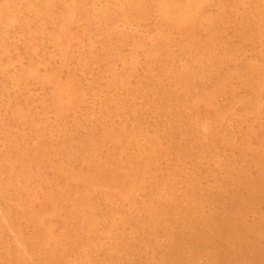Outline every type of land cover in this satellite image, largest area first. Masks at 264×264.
Returning <instances> with one entry per match:
<instances>
[{"label": "bare ground", "instance_id": "6f19581e", "mask_svg": "<svg viewBox=\"0 0 264 264\" xmlns=\"http://www.w3.org/2000/svg\"><path fill=\"white\" fill-rule=\"evenodd\" d=\"M263 113L264 0H0V264H264Z\"/></svg>", "mask_w": 264, "mask_h": 264}, {"label": "rangeland", "instance_id": "374dc122", "mask_svg": "<svg viewBox=\"0 0 264 264\" xmlns=\"http://www.w3.org/2000/svg\"><path fill=\"white\" fill-rule=\"evenodd\" d=\"M127 24H128V23H127ZM150 32H152V31L150 30ZM154 35H155V34H154ZM155 36H156V35H155ZM156 41L159 42V43H161V41H158V40H156ZM150 42H151V41H150ZM154 43H155V42H154ZM154 43L152 42V44H154ZM157 44H158V43H155L156 46H157ZM126 45L128 46V44H126ZM158 45H160V44H158ZM247 48H249L248 50L251 49V48L248 47V46H247ZM126 50H127V49H126ZM245 50L247 51L246 48H245ZM127 51H128V50H127ZM127 53H128V52H127ZM176 54H177V53H176ZM164 56H165V55H164ZM141 57H142V58H141ZM141 57H139V58L142 59V62H143L144 57H143V56H141ZM178 57H179V59H181V60L184 59V58L182 59V57H180V56H178ZM178 57H177V58H178ZM165 58H167V57H165ZM165 58H164V59H165ZM25 59H26V58H25ZM140 59L138 60V61H140V62L138 63L139 65H140V63L143 64V63L141 62ZM155 59H156V58H155ZM155 59H153V60L156 61ZM164 59H163V61H164ZM26 60H27V59H26ZM166 60H167V62H166V61H165V62H166V64H168L170 61L168 60V58H167ZM181 60H180V61H181ZM159 61H160V59H159ZM159 61H157V62L159 63ZM176 61H177V59H176ZM178 61H179V60H178ZM178 61H177V62H178ZM180 61H179V62H180ZM183 61H184V60H183ZM52 62L55 63L54 60H52ZM149 62L152 64V66H151V65L149 66V64H150ZM149 62H148V63H147V62H144V63H147L146 65H148V66L151 67L152 69H153L155 66H157V67H155L156 69H154L153 72H154L155 70H157V69H158V65L161 64V63H160V64H157V62H156V65H154L155 63H154L153 61H152V62L149 61ZM181 62H182V61H181ZM181 62H180V63H181ZM184 62H185V61H184ZM170 63H171V62H170ZM163 64H165V63L163 62ZM153 65H154V67H153ZM161 65H162V64H161ZM169 65H170V64H168V65H164V66L162 65V66L166 69V66H169ZM178 65H179V64H178ZM178 65H177V66H178ZM102 66L105 67L106 69H108V68L110 67V66H109V67H106V65H105V66L102 65ZM102 66H101V67H102ZM137 66H138V65H137ZM137 66H136V67H137ZM142 66H143V65H142ZM142 66L140 65V68H141V69H140L139 67H137L138 69H136V67H135L134 70H129V71H130V72H129L130 74L128 75V78H129L128 80L131 81V82L128 84V86H127L128 88H127V89H128V92L130 91V92L132 93V91H131L130 88H133V86H136L135 92H136V94H138V95L141 96V99H143L142 96H143V93H144V96H143L144 99H143V100L140 101V100H139L140 97L138 96V100L141 102V104L139 103V101H138L137 99H136V102H137V104H139V105H141V106H142V104H144L145 106L147 105L146 107L144 106V108L142 107L143 112H144V113L142 112V115H143V114L146 115V112H148L149 109H151L149 106L154 104L153 102H154L155 99H153L152 102H151V100H150V98H152L153 96H154V98H155V96L157 95V96H156V100L159 99V100H157V101L160 103L161 106H160L159 104H157V103H158L157 101H155V102H156V104H154L155 107L153 108V106H151V107H152V110H153V109H154V110L157 109L156 105H157V106L159 105L160 107H163V106L165 107V106H166V103H164L165 101L163 102V100H164V99L162 98L163 96H162V97H161V96L158 97V96H159L160 94L162 95L163 92L161 93V91H162V90L164 91L165 88H166V89H167V88L169 89V85H165L164 83H166V82L169 81V80H170V81H172V80L170 79V77H171V76H169L170 74H167V72H169L168 69H166L167 72H165L167 75H166L165 73H164L165 75H164L163 73H162L163 75H161V72H162V71H160V70H158V71H160V72H158V71L156 72V73H159V74H160V75L157 74L159 77L162 76V77L164 78L165 76H167V77L169 76V79L166 77L167 80L164 79V80L162 81L161 78H159L158 80H156V79H155L156 76H157L156 73L154 74V73L151 72V73L149 74V72L144 71V70H146V69H145V68H146L145 65L143 66V67H145L144 69H142V68H143ZM148 66H147V67H148ZM101 67H100V70H99V68H98V70H99L100 72H101V70H102ZM159 67H161V66H159ZM167 68H168V67H167ZM178 68H179V67H178ZM106 69H105V70H106ZM110 69H111V67H110ZM110 69H109V70H110ZM135 69L138 70V71H140V72H138V74L140 73L141 75H143V74L145 75V73H142V72H146V74H149V75H146V78L141 77L142 80H141L140 77L138 76V77H139V80H140V81L138 82V81H136V80L138 79V77H137L138 74H137V72H134ZM159 69L162 70L163 68H159ZM165 69H164V70H165ZM103 70H104V69H103ZM105 70H104L103 72H105ZM109 70H108V71H109ZM111 70H112V69H111ZM111 70H110L109 72H107V70H106V72H107L108 74H105V75H101V74H104V73H99V71H97V73H99L102 77H101L100 75L95 76V77H101V78H104V80H105V82H106V81L108 80V78H106V79H107V80H106V79H105V76L108 75V77H110L111 75H109V73L111 72ZM113 70H114V69H113ZM113 70H112V71H113ZM118 70H119V69H118ZM120 70H121V69H120ZM141 70H142V72H141ZM164 70H163V72H164ZM131 71H133V75H134V74L136 75L135 77L133 76V77H134V80H133V77L130 78V77L132 76ZM77 72H78L79 79H80L81 83L83 84V86L86 85V86L84 87V89L86 88V89H85V92H88V93L90 94V97H91V98L89 97V95H88V96L85 95V97H88L87 99H92V96L94 95L96 89L99 88V87H103L102 85H104L103 83H105V82H103L104 80L102 79L103 81L101 80L100 83H99L98 80H100V79L96 78V82H98V83L101 85V86H100L99 84H97V83L94 82V81H93V82H88V81L84 80L83 77L81 76V73H79V71H77ZM94 72L96 73V71H94ZM116 72H118V71H116ZM116 72H115V73L111 72L110 74L113 73L111 77H113L114 74H116ZM151 74H152V75H151ZM141 75H140V76H141ZM153 75H155V77H154ZM103 76H104V77H103ZM129 76H130V77H129ZM148 76H150V77H148ZM151 76H152V77H151ZM90 77H92V76H90ZM93 77H94V76H93ZM136 77H137V78H136ZM153 77H154V78H153ZM113 78H114V77H113ZM135 78H136V80H135ZM151 78L154 79V80H156V81H158V82H155L154 80L151 81ZM157 78H158V77H157ZM163 78H162V79H163ZM131 79H132V80H131ZM172 79H173V77H172ZM94 80H95V78H94ZM165 80H166V82H164ZM173 80H174V79H173ZM211 80H212V79H211ZM134 81H136V83H135ZM159 81H161V83H162V82H163V83L161 84V83H159ZM174 81H175V80H174ZM174 81H173L172 83L175 84ZM204 81H206V79H205ZM204 81L202 80L201 83H203ZM212 81H214V79H213ZM154 82L157 83V84L155 85ZM209 82H210V80H209ZM209 82H208V80H207V82H204V83H209ZM106 83H107V82H106ZM106 83H105V84H106ZM145 83H146L147 85H145ZM167 83H170V82H167ZM172 83H171L172 86H170V87H173L174 84H172ZM152 84H154V86H153ZM159 84H160V85H163V84H164V87H165V86H168V87H165V88L162 89V87H163V86H162V87H161L162 90L159 91V89H158V88H160V87H159ZM198 84H199L198 87L200 88V86H201L202 84H201V85H200V83H198ZM148 85H149V86L151 85V87H153V88H156V87L158 86V87L156 88V91H157V89H158V91H157V92L155 91V92H156V93H155L156 95H152V96L150 95L151 97L149 96V97H150L149 99H147V97H148L147 95L151 94L150 92H152V91L150 90L151 88H148V87H149ZM98 86H99V87H98ZM139 86H140V87L143 86V88H144L145 90H146V88L149 89V91H150L149 93H147V92H148L147 90L145 91L144 89H142L143 91H145V92L147 93V95H146L147 97H145V92H143V91H142V94L138 93V92H139V89H140ZM144 86H145V87H144ZM155 86H156V87H155ZM175 86H176V85H174L173 88L176 89L177 86H176V87H175ZM104 87H106V85H105ZM198 87H196V88H198ZM137 88H138V89H137ZM141 88H142V87H141ZM35 90H39V89H35ZM171 90L173 91V89L170 88V92H171V93H174V91L172 92ZM137 91H138V92H137ZM140 91H141V89H140ZM153 91H154V90H153ZM158 92L160 93L159 95H158ZM179 93H180V91H179ZM136 94H134L135 97H137ZM153 94H154V93H153ZM173 95H174V94H173ZM157 97H158V98H157ZM220 97H221V96H220ZM160 98L162 99V102H163V103L160 102V101H161ZM221 98H222V97H221ZM221 98H220L219 102H224ZM87 99H86L87 103H86V101H83V102L81 103V106L79 105L78 108L82 107V106H83V105H82L83 103H86V104L83 106V107H84L83 109H85V112H87V113H86V116H88V118H90L93 114H92V115H91V113L89 114L88 111H91V112H92V110H93L92 108H96V107H97V104L95 103V104H96V107H95V106H93L94 102H92V103H93V104H92V103H90V101H88ZM145 99H147L148 101L150 100V103H151V104H149V103L147 102V100L145 101ZM143 101H144V103H142ZM146 102H147V103H146ZM88 103H90L91 105L88 104ZM145 103H146V104H145ZM161 103H162V104H161ZM95 104H94V105H95ZM163 104H164V105H163ZM87 105H88V106L90 105V106L88 107ZM85 106L88 108V109H87L88 111L86 110V107H85ZM91 106H93V107L91 108ZM98 106H99V105H98ZM141 106H139L138 111H139V110H142V109H140ZM110 107H112V106H110ZM137 107H138V105H137ZM147 107H148V108H147ZM160 107H159V108H160ZM164 107L161 108V109H164ZM78 108H77V110H78ZM90 108H91L92 110H89ZM97 108H98V107H97ZM97 108H96V109H97ZM105 108L107 109V107H104V109H105ZM146 108H147V109H146ZM96 109H94V110H96ZM104 109H103V112H105ZM145 109L148 110V111H146ZM161 109H159V110H161ZM81 110H82V108H81ZM152 110L149 111V112L151 113ZM164 110H165V109H164ZM164 110H161L162 113L165 115V114L168 112V115L166 114L167 116L165 115V117H164V115L162 114V115H163V118L166 120V122H167V121L169 122L171 119H173L174 114L172 113V111H171V113H170L169 111H165L166 113H164V112H163ZM82 111L84 112V110H82ZM82 111H81V113H82ZM107 111H108V110H107ZM107 111H106V112H107ZM71 112H72V111H71ZM74 112H75V111H74ZM74 112L71 113L72 116H74L75 113H76L75 115L78 116L77 112H75V113H74ZM93 112H94V113H96V112L98 113V112H99V109H98V111L96 110V111H93ZM93 112H92V113H93ZM106 112L104 113L105 116L107 115ZM121 112H122V111H121ZM121 112H120V115H119V114H117V115H116V114H115V115H112V114H110V111H109V112H108V113H109V114H108V117L106 116V119L108 118V120H110V121L108 122V124L110 125L111 117H112V116L118 117V115H119L120 118H121V114L123 113V112H122V113H121ZM127 112H128V113L130 112L129 114H131V111H127ZM127 112L124 111V113H126V114H127ZM140 112H141V111H140ZM140 112H139V113H140ZM153 112H155V111H153ZM153 112H152L151 114H149V115H151V116H149L148 113H147V116L143 115V117H145V118H146V117L148 118V116L151 118V119L149 118V120L147 119L146 122L144 121L145 119H143V117L141 116L142 119H143V121L145 122L144 124H146V126L144 125V128H145V129H148V128L152 129V128H151V126H152L151 123H154L155 121H157L158 118H159V119L161 118V113H160L159 111H157L158 113H160V116L156 114L157 112H155V114H156L155 117H154L155 120L153 121V120H152L153 115H154ZM73 113H74V114H73ZM79 113H80V110H79ZM81 113H80V114H81ZM118 113H119V112H118ZM80 114H79V115H80ZM87 114H89V115H87ZM140 114H141V113H140ZM169 114H171V116H170V120H168V119H169ZM84 115H85V113H84ZM90 115H91V116H90ZM96 115H99V114H96ZM109 115H110V116H109ZM48 116L51 117L52 115H51V116L48 115ZM89 116H90V117H89ZM123 116H126V115L123 114ZM128 116H129V115H127V117H128ZM156 116H158L157 119H156ZM175 116H176V115H175ZM262 116H263L262 118H264V113H263ZM109 117H110V119H109ZM127 117H125V119H126ZM171 117H172V118H171ZM185 117H186V116H185ZM118 118H119V117H118ZM154 118H153V119H154ZM167 118H168V119H167ZM238 118H239V117H238ZM262 118H261V120H262ZM112 119H114V117H112ZM121 119L124 120V117L121 118ZM159 119H158V121L155 122V123H159ZM164 119H163V120H164ZM236 119H237V118H236ZM108 120H107V121H108ZM118 120H119V119H115V120L112 121V123H113L114 121L117 122V123H113V124H115V127L117 126L116 124L119 125L120 122L123 121V120H121V121L119 120L120 122L118 123ZM151 120H152V122H151ZM161 120H162V118H161ZM126 121H127V120H126ZM263 121H264V119L262 120V123H263ZM148 122H150V123H148ZM163 122H164V121H161V122L159 123L160 126H161V124H162ZM168 122H167V123H168ZM112 123H111V124H112ZM124 123H125V122H124ZM155 123H154V124H155ZM167 123H166V124H167ZM89 124L92 125L91 122H89ZM121 124L123 125V123H121ZM148 124H151V125L149 126ZM163 124H164V123H163ZM168 124H169V123H168ZM244 124H245V123H244ZM157 125H158V124H156L155 126H157ZM164 125H165V124H164ZM238 125H239V124H238ZM245 125H247V124H245ZM245 125H244V126H245ZM262 125L264 126V123H263ZM50 126H51V125H50ZM50 126H49V125L45 126V127H49V129H48V128H46V129L44 128V130H45L44 132H46V131L49 132V131H50L49 133H51V134L53 133L54 137L60 139V134H59V133H60V132H59L60 129H59V128H56V129H52V128H51V129H50ZM113 126H114V125H113ZM119 126H120V125H119ZM119 126H117V127H119ZM148 126H149V127H148ZM160 126H159L158 128H160ZM167 126H170V125L161 126V127H162V128H163V127L168 128ZM51 127H52V126H51ZM146 127H148V128H146ZM238 127H239V126H238ZM245 127H246V126H245ZM245 127H244V128H245ZM99 128H101V127H99ZM162 128H160V129H162ZM234 128L236 129L237 126H235ZM241 128H243V127H241ZM241 128H239V130L237 129L236 134H234L235 136L238 134V132L240 133V132L244 129V128H243V129L241 130ZM57 129H58V130H57ZM82 129H83V128H82ZM82 129H81V127H80V130H82ZM235 129H234V130H235ZM231 130H233V129L231 128ZM56 131H57V133H56ZM63 131H64V130H63ZM243 131H244V130H243ZM243 131H242V132H243ZM47 132H46V133H47ZM58 132H59V133H58ZM64 132H65V131H64ZM64 132H63V133H64ZM67 132H68V131H66V133H67ZM61 133H62V132H61ZM63 133H62L61 135H63ZM204 133H205V132H204ZM234 133H235V131H234ZM64 134H65V133H64ZM240 134H241V133H240ZM47 135H48V134H47ZM203 135L206 136L207 134L205 133V134H203ZM31 136H34V135L31 134ZM50 136H51V135H50ZM58 136H59V137H58ZM176 136H177V135H176ZM38 137L40 138V136H36V135H35L34 138L30 137V139L38 143V141L40 140V139H39V140L36 141V139H38ZM237 137H238V139H239V136H237ZM205 138H206V137H205ZM235 139H237V138L235 137ZM238 139H237V140H238ZM205 140H206V139H205ZM38 145H42V142L40 141V144H38ZM29 147H32V145H29ZM220 149H221V147H220ZM221 150H222V149H221ZM225 151H226V152H230V151H227V150H225ZM221 152H222V151H221ZM224 153H225V152H223V154H222V153H221V154H222V155H226V154H224ZM230 153H231V152H230ZM227 154H229V153H227ZM172 156H173V154H171V157H170V154L168 155V157H170L169 159H171V161H172L171 164H170V162H168V163H169L173 168H176L175 166H173V164L175 163V161H173L174 159L172 158ZM168 157H167V158H168ZM169 159H168V161H169ZM187 160H189V159H187ZM173 162H174V163H173ZM212 162H214V161H212ZM188 163H189V162H188ZM188 163H186V164H188ZM215 163H216V162H215ZM215 163H211L207 169H209V168H210V169H211V168H214V166L211 167V165H214ZM175 165H178L177 167H179V164L176 163ZM215 165H216V164H215ZM217 165H219V164H218V160H217ZM186 166H187V165H186ZM190 166H191V164H190ZM190 166L188 165V168H189ZM215 167H216V166H215ZM217 168H218V167H216V169H217ZM213 170H215V168H214ZM213 170H211L210 173H209V170H208V171H207L208 173L206 172L205 174H207L208 177L213 176V175H211V173L214 172ZM221 171L223 172L222 169H221ZM247 171H248V170H247ZM222 172H221V173H222ZM237 172H238V171H237ZM248 172H249V171H248ZM214 173H216V170H215ZM209 174H210V175H209ZM200 175H202V174H200ZM207 175H205V176L203 177L204 180H206L205 177H206ZM213 177H214V176H213ZM214 178H215V177H214ZM201 179H202V178H201ZM201 179H200V181H201ZM208 179H210V181H211V180L213 181V179H211V178H208ZM204 180H202V181L205 182V183H202L203 185L200 184L201 187H199V190H200V188H202V186H204V184H207V183H208V181L206 182V181H204ZM210 181H209V182H210ZM212 181L209 183L210 186L207 184V185H208V189H209L210 187L213 188V186H215V184H217V181H216V180H215L216 182H215L214 185L211 184ZM213 182H214V181H213ZM200 183H201V182H200ZM211 185H213V186H211ZM182 187H183V186H182ZM204 187H206V186H204ZM204 187H203V189H205ZM183 188H184V187H183ZM180 189L183 190V189L181 188V186H180ZM203 189H202V190H203ZM206 189H207V187H206ZM199 190H196V191L198 192L197 194L195 193L197 196H198V194H200V193H202V192L204 191V190H203V191L200 190L201 192L199 193ZM196 191H195V192H196ZM203 193H204V192H203ZM203 193H202V194H203ZM207 193H208V191L205 192L203 195H206ZM202 194H200V195H202ZM196 195H194V196H196ZM226 197H227V196H226ZM226 197H225V198H226ZM250 214H251V215H249V216H250L251 218H252V216H253V218H252V219L250 218V220H253L254 217H255V215L252 214V213H250ZM102 218L104 219V217H102ZM149 227L151 228V226H149ZM149 227H148V230H149V231H148V234H149V233L151 234L153 231H152V229H149ZM150 230H151V232H150ZM0 232H1V231H0ZM152 234H153L154 236L151 235V236H152V237H151V236L147 235V237H149V238H146V241H147V239L151 241V242H150V241L148 242V243H150V244H152V242H153L150 238L154 239V241H156L157 244H158L159 241H161V242L164 244V242H165L166 239H167V236H165V235H163V234H161V235L159 234V235H156V236H155V233H154V232H153ZM157 236H158V237H157ZM159 236H161V237H162V236H165V237L161 239V237H159ZM154 237H157L159 240H158V239L155 240ZM124 238H125V237H124ZM126 239H129V237H126ZM126 239H125V240H126ZM130 239H132V238H130ZM130 239H129V241L131 242V241H133L134 237H133L132 240H130ZM163 239H164V240H163ZM129 241H128L127 244H130ZM126 242H127V241H126ZM135 242H136V241H134V243H135ZM153 243H154V242H153ZM156 243H155V244H156ZM162 243H161L160 246H162ZM131 244H133V242H132ZM150 244H149V246H150V247H153V244H152V246H151ZM159 244H160V242H159ZM156 246H157V247H156ZM158 246H159V245H155L153 248H150L149 253H152L154 249L160 247V246H159V247H158ZM151 250H152V251H151ZM150 255H151V254H150ZM34 256L37 257V255H34V254H33V256L30 255L31 258L33 257V258H32L33 261H35V262L38 261V257L36 258V257H34ZM167 257H168V256H167ZM35 258H36V260H34ZM116 258H117V257H116ZM137 258H138V257H136V260H137ZM117 259H118V258H117ZM168 259H170V257H169ZM29 260H30V259H29ZM33 261L30 260V261H28V262H29V264H30V263H32ZM35 262H33L32 264H35ZM156 262H157V261H156ZM156 262H155V263H156ZM36 263L39 264V262H36ZM40 264H42V263H40Z\"/></svg>", "mask_w": 264, "mask_h": 264}]
</instances>
